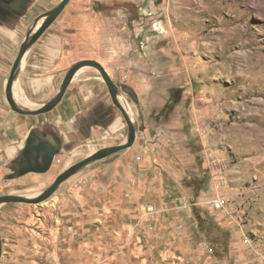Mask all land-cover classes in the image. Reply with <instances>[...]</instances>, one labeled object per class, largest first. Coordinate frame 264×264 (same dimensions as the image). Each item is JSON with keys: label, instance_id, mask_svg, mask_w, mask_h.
<instances>
[{"label": "rangeland", "instance_id": "rangeland-1", "mask_svg": "<svg viewBox=\"0 0 264 264\" xmlns=\"http://www.w3.org/2000/svg\"><path fill=\"white\" fill-rule=\"evenodd\" d=\"M97 7L111 16L102 22L112 36L101 53L113 65L106 70L118 85L144 92L145 114H128L138 131L153 134L148 143L162 145L166 176L145 204L151 216L142 209L132 225L102 230L112 237L107 244L88 243L94 230L70 225L68 257L52 263L264 264V0ZM120 102L128 106L129 98L123 93ZM38 182L1 178L0 195L37 194ZM219 197L225 208L205 204Z\"/></svg>", "mask_w": 264, "mask_h": 264}, {"label": "crops", "instance_id": "crops-1", "mask_svg": "<svg viewBox=\"0 0 264 264\" xmlns=\"http://www.w3.org/2000/svg\"><path fill=\"white\" fill-rule=\"evenodd\" d=\"M61 2L0 0V179L34 188L42 181L39 193L18 194L26 198L40 194L81 160L122 145L128 137L126 122L96 68H78L61 93L77 65L95 62L107 73L113 67L102 60L107 38L112 36L110 24L102 23L111 21L110 14L97 7L101 0H69L42 29L47 14ZM115 84L119 102L123 93L129 98L128 106L120 102L127 114L133 108L138 119L144 115V92ZM152 138L149 129L141 132L135 125L131 147L87 164L44 202L0 205V264H53L66 259L70 225L94 230L90 237L96 241L88 242L92 244L112 239L102 230L115 229L118 223L132 225L165 181L161 169L167 161L159 142L148 143ZM167 178L179 188L175 173L169 171ZM7 194L17 195L3 193Z\"/></svg>", "mask_w": 264, "mask_h": 264}, {"label": "water", "instance_id": "water-1", "mask_svg": "<svg viewBox=\"0 0 264 264\" xmlns=\"http://www.w3.org/2000/svg\"><path fill=\"white\" fill-rule=\"evenodd\" d=\"M69 0H62V2L55 7L53 10H51L47 15V21L45 22V24L43 25V28H46L48 25H50L55 19L56 17L61 13V11L63 10L64 6L67 4ZM39 34H35L34 36H32V38L29 39V42L34 39H36V37ZM22 54V52H21ZM21 54L19 55L16 64H15V68L17 66V63L21 57ZM82 66H92L94 68H96L108 91L109 94L111 96L112 102L113 104L120 110L126 125H127V130H128V137L127 140L124 144L119 145V146H114V147H109V148H105L102 150H99L97 152H95L94 154L88 156L87 158L81 160L80 162H78L77 164L71 166L70 168L66 169L64 172H62L57 178L56 180L53 182L52 185H50L48 188H46L45 190H43L40 194H38L37 196L33 197V198H26L23 196H18V195H13V194H7V195H2L0 196V205L5 204V203H26V204H39L44 202L45 200H47L48 198H50L54 192L56 191V189L58 188V186L67 178H69L70 176H72L74 173H76L77 171H79L80 169H82L84 166H86L87 164L97 160V159H102L105 158L107 156H110L112 154L118 153L128 147H131L134 143V139H135V125L132 122L131 118L128 116L126 110L122 107V105L120 104L119 100H118V87L115 84V82L110 78V76L108 75V73L97 63L95 62H84L82 64L77 65L74 69L71 70V72L69 73V75L67 76L66 80L63 83L62 86V90L61 93L64 91V89L66 88L67 84L69 83L70 79L72 78L74 72L82 67ZM11 83H12V76H10L9 78V82H8V90H7V95L10 97V87H11ZM11 107L15 110V108L13 107L12 103H11ZM46 110V108H43L42 110L39 111V113L44 112ZM0 256H1V238H0Z\"/></svg>", "mask_w": 264, "mask_h": 264}, {"label": "built area", "instance_id": "built-area-1", "mask_svg": "<svg viewBox=\"0 0 264 264\" xmlns=\"http://www.w3.org/2000/svg\"><path fill=\"white\" fill-rule=\"evenodd\" d=\"M205 204L208 206H211L215 210H220V209L225 208V206L227 205V199L220 198V197L212 198V199L206 200ZM145 211L147 212L148 215H150L151 212L153 211V207H147Z\"/></svg>", "mask_w": 264, "mask_h": 264}, {"label": "bare ground", "instance_id": "bare-ground-1", "mask_svg": "<svg viewBox=\"0 0 264 264\" xmlns=\"http://www.w3.org/2000/svg\"><path fill=\"white\" fill-rule=\"evenodd\" d=\"M234 25H235V24H234ZM235 29H236V28H235ZM119 98H121L120 95H119Z\"/></svg>", "mask_w": 264, "mask_h": 264}]
</instances>
